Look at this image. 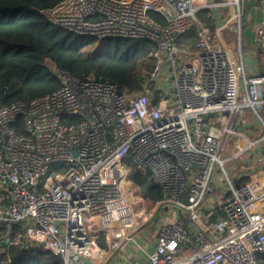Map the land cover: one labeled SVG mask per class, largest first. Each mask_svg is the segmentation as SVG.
I'll list each match as a JSON object with an SVG mask.
<instances>
[{
    "label": "built area",
    "instance_id": "2783aa9c",
    "mask_svg": "<svg viewBox=\"0 0 264 264\" xmlns=\"http://www.w3.org/2000/svg\"><path fill=\"white\" fill-rule=\"evenodd\" d=\"M244 1L60 0L41 9L96 43L141 38L155 47L138 87L53 65L61 83L53 92L0 98V224L16 233L8 245L20 244L23 256L51 252L64 264H263L264 164L248 181L230 176L221 155L228 115L213 147L216 120H207L217 110L257 111L263 100L264 69L248 72L246 57L260 50L264 66V18L246 53L254 21ZM194 28L197 40L184 44ZM226 29L238 34L235 48L222 40ZM134 168L150 172L160 200L143 195ZM145 225L150 236L140 243Z\"/></svg>",
    "mask_w": 264,
    "mask_h": 264
},
{
    "label": "trees",
    "instance_id": "16d2710c",
    "mask_svg": "<svg viewBox=\"0 0 264 264\" xmlns=\"http://www.w3.org/2000/svg\"><path fill=\"white\" fill-rule=\"evenodd\" d=\"M59 1L0 0V98L10 103L53 92L61 86L53 65L80 78L94 72L120 88L140 86L141 70L152 66L150 52L154 43L141 38L108 37L97 42L96 53L86 55L83 49L96 43L94 37L55 25L41 11ZM250 1L264 10V0H245V14H249L252 7ZM209 12L204 9L201 14L208 17ZM244 24L248 22L245 20ZM196 30L194 28L181 40L194 43ZM132 176L145 197L162 198L161 186L149 171L134 168ZM15 236L5 223L0 224V264H64L62 257L51 252L37 251L23 256L16 251V245H8V240ZM2 242L5 243L3 249ZM260 258L264 264V253Z\"/></svg>",
    "mask_w": 264,
    "mask_h": 264
},
{
    "label": "crops",
    "instance_id": "0c3cea01",
    "mask_svg": "<svg viewBox=\"0 0 264 264\" xmlns=\"http://www.w3.org/2000/svg\"><path fill=\"white\" fill-rule=\"evenodd\" d=\"M252 5V10L254 8H257L260 14L255 18L253 12L251 11V15L253 16V21L259 23L263 18H264V10H262L259 6H256L253 1L250 2ZM203 15V14H202ZM223 16V15H222ZM204 17V15H203ZM260 18V19H259ZM222 20L224 19H218L215 21L213 25H209L211 28L215 27V24L222 23ZM208 25V24H207ZM253 30L247 29L245 30V36H243V47L246 53L250 52L251 49L254 47V43H252V38H253ZM222 40L226 44H228L229 48H235L237 45V39H238V34L235 33L234 31H230L228 29L222 31ZM215 39V38H214ZM184 42V41H183ZM195 42V41H194ZM193 44L192 42H184V44ZM261 51L257 50V53L254 54L252 52L248 57H246L247 62L249 63V69L248 72H257L258 70L264 69V66L260 63L261 61ZM264 92V88L262 89ZM263 100L259 103L257 107V111L249 106H241L234 110V112L230 113V119L233 113H235V116L233 118V128L232 133L234 134L233 139L231 140L232 146H230V149L228 150L227 154L225 157H227L226 160V167L234 172V176L238 182H244L248 181L250 179V174L254 169L262 166L263 164H260L258 166L251 165L249 167V161L250 158H243L241 155L246 152L248 154V148L249 145L253 144L257 137L258 133L260 131V120L264 122V95L262 96ZM260 119V120H259ZM232 120V119H231ZM241 141H246L244 148L241 152ZM226 145H225V149ZM251 169V170H250Z\"/></svg>",
    "mask_w": 264,
    "mask_h": 264
},
{
    "label": "rangeland",
    "instance_id": "374dc122",
    "mask_svg": "<svg viewBox=\"0 0 264 264\" xmlns=\"http://www.w3.org/2000/svg\"><path fill=\"white\" fill-rule=\"evenodd\" d=\"M251 2V1H250ZM251 11H253V14H254V16H255V18H256V16H257V13H258V15L260 14V12L258 11V9L257 8H254L253 10H252V7H251V9H250ZM250 14V13H249ZM260 19V18H259ZM252 24H254V26H252L251 28L253 29V32L255 33L256 32V29H255V26L257 25V22H253ZM96 45H97V43H94V44H90V45H87V46H85V48L83 49L84 50V53L86 54V55H90V54H94V53H96L97 52V47H96ZM145 64H143L142 66H144ZM228 115V119H229V125H228V127H230V128H233V126H234V124H233V118H234V116H235V113H233L232 114V116H231V119H230V114L228 113L227 114ZM260 120V119H259ZM260 131H259V133H258V137H257V139H256V141L253 143V144H251V145H249V148H248V154H246V152L245 153H243L242 155H241V157H243V158H250V163H249V167L251 166V165H254V163H256L255 164V166H258L259 165V163L260 164H264V122H262L261 120H260ZM235 134V133H234ZM234 134L231 132V133H226L225 135H224V138L226 139V149H227V151L226 150H223L222 151V156L223 157H225L226 156V154H227V152H228V150L230 149V146H232V143H231V140L233 139L232 137H234ZM245 142L246 141H241V147H243L244 148V145H245ZM247 156V157H246ZM247 158V159H248ZM252 167V166H251ZM220 167L217 165V169H219ZM251 170V169H250ZM228 173H229V175L230 176H232L233 178H235V176H234V172L233 171H231V170H229L228 171ZM222 175L224 176L223 177V179H222V184H221V189H222V191H225V190H228L229 188H228V186H227V177L225 176V174H223L222 173ZM218 203H216V205H217ZM150 230H149V225H145L143 228H142V230H139L137 233H136V238L138 239V241L140 242V243H143L144 242V240L147 238V237H149L150 235ZM153 234V233H152ZM13 245H16V251H19L20 249H21V246H20V244H13ZM5 247V243L4 242H2L1 243V248L3 249ZM135 247H137V243L135 242V241H133L131 244H130V246L128 247V249H127V251L126 252H128V251H130V250H132V249H134ZM37 251V249L36 248H33L32 250H31V252H29L30 254H32L33 252H36Z\"/></svg>",
    "mask_w": 264,
    "mask_h": 264
},
{
    "label": "bare ground",
    "instance_id": "6f19581e",
    "mask_svg": "<svg viewBox=\"0 0 264 264\" xmlns=\"http://www.w3.org/2000/svg\"><path fill=\"white\" fill-rule=\"evenodd\" d=\"M212 23L214 24L215 21H212ZM210 25V24H208ZM211 26V25H210ZM211 117H214L215 118V122H212L213 124L211 125L213 128H216L215 130H212V132L209 134V145H211L210 147H213V145L215 144L216 142V138L219 136V133H220V129L218 128V123L221 122V121H225L226 120V117H227V111L226 110H217L215 115L210 114L207 118L208 121H210L209 119H211ZM211 121H214V120H211ZM212 128V129H213ZM203 135L197 133V131L194 132V139L197 140V141H203Z\"/></svg>",
    "mask_w": 264,
    "mask_h": 264
},
{
    "label": "water",
    "instance_id": "95a60500",
    "mask_svg": "<svg viewBox=\"0 0 264 264\" xmlns=\"http://www.w3.org/2000/svg\"><path fill=\"white\" fill-rule=\"evenodd\" d=\"M183 196H184V201H187V196L185 194ZM156 220H158V217L156 218ZM132 260L135 261L134 258H132Z\"/></svg>",
    "mask_w": 264,
    "mask_h": 264
}]
</instances>
